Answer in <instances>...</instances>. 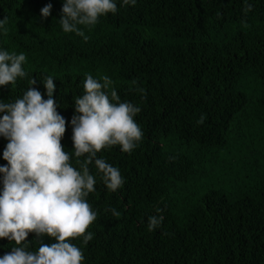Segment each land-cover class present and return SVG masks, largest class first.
Returning <instances> with one entry per match:
<instances>
[{
    "label": "trees",
    "instance_id": "1",
    "mask_svg": "<svg viewBox=\"0 0 264 264\" xmlns=\"http://www.w3.org/2000/svg\"><path fill=\"white\" fill-rule=\"evenodd\" d=\"M65 2L0 0V50L25 54L27 73L0 87V101L22 97L32 78L46 100L51 76L66 120L61 144L77 170L71 120L87 75L101 83L107 75L109 93L141 108L134 119L143 135L131 154L118 145L97 154L119 169L122 187L108 190L89 166L93 239L70 241L83 264H264V0H248L246 14L245 0H115V14L80 26L87 41L63 31ZM7 143L0 136V166ZM150 216L164 217L151 232ZM35 239L30 233L28 250L38 249ZM14 246L0 239V258Z\"/></svg>",
    "mask_w": 264,
    "mask_h": 264
},
{
    "label": "clouds",
    "instance_id": "2",
    "mask_svg": "<svg viewBox=\"0 0 264 264\" xmlns=\"http://www.w3.org/2000/svg\"><path fill=\"white\" fill-rule=\"evenodd\" d=\"M136 2L123 0L122 6H135ZM252 9L253 5L245 0V14ZM51 11L52 5H46L41 10L42 17L47 19ZM116 12L115 0H66L59 20L65 33H76L87 41L89 37L80 26H94L100 17ZM5 23L6 19L0 21V28ZM25 62L23 53L0 50V87L15 86L17 78L26 77L22 67ZM101 80L102 83L87 75L84 94L75 98L71 126L74 156L80 170L70 163L71 156L61 144L66 120L57 111L53 99L56 85L51 76L44 77L46 100L33 87L37 79L32 78L22 97L10 103L0 101V136L8 141L3 152L7 165L0 166V239L15 244L0 258V264H83V252L70 241L82 238L87 245L93 239L88 229L96 221L97 212L86 198L96 191V180L89 166L94 163L107 189L116 192L124 183L121 173L105 159L97 158V154L117 145L122 152L131 154L143 135L134 119L141 108L121 102L115 89L109 93L113 81L107 75ZM134 90L141 94L145 91L139 87ZM203 122L202 116L199 123ZM105 211L120 215L115 208ZM163 220V216H150L148 231L160 227ZM30 233L35 234L34 241H39L36 251L28 250L32 244L28 242ZM44 237L55 242L45 244Z\"/></svg>",
    "mask_w": 264,
    "mask_h": 264
}]
</instances>
